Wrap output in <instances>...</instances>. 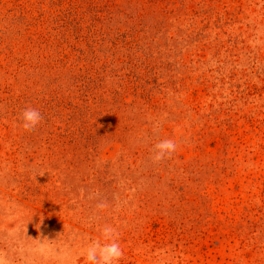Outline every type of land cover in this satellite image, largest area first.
I'll list each match as a JSON object with an SVG mask.
<instances>
[{
	"label": "rangeland",
	"instance_id": "obj_1",
	"mask_svg": "<svg viewBox=\"0 0 264 264\" xmlns=\"http://www.w3.org/2000/svg\"><path fill=\"white\" fill-rule=\"evenodd\" d=\"M75 2L111 5L115 27L123 30L138 10L137 0H0V35L22 12L55 16ZM165 4L175 10L168 28L161 29L150 9L138 23L155 51L151 82L171 78L181 90L169 89L166 100L199 109V115L187 111L164 121L162 131L185 160L197 159L200 181L191 174L196 183L184 198L158 196L150 213L122 206L135 196L133 187L112 207L81 191L82 200L63 197L65 207L58 209L48 199L25 200L3 167L0 253L9 264H85L81 253L102 239L106 225L124 251L119 264H264V0ZM121 149L107 146L103 158L116 160ZM7 151L0 140V158Z\"/></svg>",
	"mask_w": 264,
	"mask_h": 264
},
{
	"label": "trees",
	"instance_id": "obj_2",
	"mask_svg": "<svg viewBox=\"0 0 264 264\" xmlns=\"http://www.w3.org/2000/svg\"><path fill=\"white\" fill-rule=\"evenodd\" d=\"M137 1L124 30L115 27L111 5L75 2L55 16L22 12L0 35V140L8 149L0 171L6 168L4 177L21 187L25 200L48 199L62 209L61 198L79 201L81 191H92L98 206L112 207L133 187L135 196L122 206L150 213L156 197L184 198L200 181L197 159L187 161L177 150L153 159L155 145L169 139L163 122L200 112L166 100L169 89L181 90L171 78L150 79L155 51L138 22L150 9L168 28L175 10L166 0ZM27 107L42 116L31 131L20 120ZM113 144L121 146L120 156L104 159Z\"/></svg>",
	"mask_w": 264,
	"mask_h": 264
},
{
	"label": "clouds",
	"instance_id": "obj_3",
	"mask_svg": "<svg viewBox=\"0 0 264 264\" xmlns=\"http://www.w3.org/2000/svg\"><path fill=\"white\" fill-rule=\"evenodd\" d=\"M22 127L25 131H31L41 122L40 112L31 107L25 108L21 115ZM177 149L176 143L171 139H165L155 145L154 160L160 161L171 155ZM102 239H93L81 253L85 264H119L124 256V251L116 242L118 234L111 226H104L100 230ZM0 264H9L5 256L0 253Z\"/></svg>",
	"mask_w": 264,
	"mask_h": 264
}]
</instances>
